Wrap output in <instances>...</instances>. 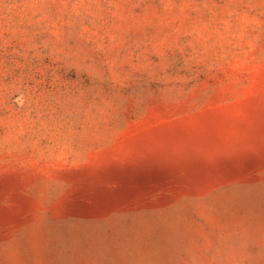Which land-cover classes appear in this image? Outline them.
Returning <instances> with one entry per match:
<instances>
[{"label":"rangeland","instance_id":"1","mask_svg":"<svg viewBox=\"0 0 264 264\" xmlns=\"http://www.w3.org/2000/svg\"><path fill=\"white\" fill-rule=\"evenodd\" d=\"M0 264H264V0H0Z\"/></svg>","mask_w":264,"mask_h":264}]
</instances>
